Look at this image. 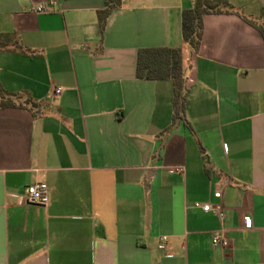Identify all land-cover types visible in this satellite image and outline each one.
Returning <instances> with one entry per match:
<instances>
[{
	"label": "crops",
	"instance_id": "crops-1",
	"mask_svg": "<svg viewBox=\"0 0 264 264\" xmlns=\"http://www.w3.org/2000/svg\"><path fill=\"white\" fill-rule=\"evenodd\" d=\"M47 1L0 0V34L32 54L0 50L21 104L0 108V264H264L261 33L206 14L195 53L181 37L193 0H119L100 42L105 0L34 10ZM229 1L255 20L264 5ZM155 46L188 57V125L172 120L170 80L135 77L137 50ZM34 182L45 205L21 200ZM222 228L229 246H213Z\"/></svg>",
	"mask_w": 264,
	"mask_h": 264
},
{
	"label": "trees",
	"instance_id": "trees-1",
	"mask_svg": "<svg viewBox=\"0 0 264 264\" xmlns=\"http://www.w3.org/2000/svg\"><path fill=\"white\" fill-rule=\"evenodd\" d=\"M119 0H105L104 7L97 11V22L100 30V42L109 13ZM216 13H234L256 28L264 37V5L261 7L258 20L242 14L229 0H193L191 5L181 11V37L192 52H198L202 43L203 16ZM0 50H15L32 56L23 47L16 34H0ZM135 77L137 79L170 80L172 84V120L180 119L188 125L185 118L186 80L182 71L181 49L179 47L155 46L142 47L136 52ZM16 93L7 91L0 84V108L18 107ZM30 102V99H27ZM35 105V102H33Z\"/></svg>",
	"mask_w": 264,
	"mask_h": 264
},
{
	"label": "built area",
	"instance_id": "built-area-1",
	"mask_svg": "<svg viewBox=\"0 0 264 264\" xmlns=\"http://www.w3.org/2000/svg\"><path fill=\"white\" fill-rule=\"evenodd\" d=\"M54 4L53 0L47 1L45 3L39 4L37 6L34 7V10L36 12H47L49 11V8ZM184 61V64H182V71L183 74L185 75V79L186 82H191L192 79L190 77V65L187 64L188 62V57H184V59H182V63ZM186 62V63H185ZM61 92V87H57L55 89V93H60ZM180 169H182L181 167L177 168V171H179ZM49 189L48 186L45 182H34L31 183L29 185H27L24 189V193L21 196V200L26 203V204H35V205H45L48 200H49ZM195 207H199L202 208L205 211H211L213 213H215L218 217L223 218L225 215V212L223 210V207L219 204H210V203H200V202H196L194 203ZM245 226H249L250 225V221L249 218L245 219ZM167 237L166 236H161L160 238V242L158 244V248L160 250H164L165 249V241H166ZM211 243L213 246H220V247H228L229 246V239L226 236L223 228L217 230L216 232L213 233L212 238H211Z\"/></svg>",
	"mask_w": 264,
	"mask_h": 264
}]
</instances>
